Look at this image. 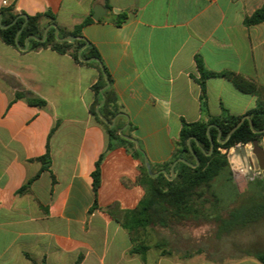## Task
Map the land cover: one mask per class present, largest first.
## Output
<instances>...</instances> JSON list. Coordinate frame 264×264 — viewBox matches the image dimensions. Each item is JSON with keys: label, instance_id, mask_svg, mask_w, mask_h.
<instances>
[{"label": "crops", "instance_id": "0c3cea01", "mask_svg": "<svg viewBox=\"0 0 264 264\" xmlns=\"http://www.w3.org/2000/svg\"><path fill=\"white\" fill-rule=\"evenodd\" d=\"M262 4L109 0L107 8L103 0H0V9L31 16L49 11L58 29L72 31L93 8H104L81 33L97 50L132 126L130 137L152 170L171 158L182 120L243 117L264 105V23H243ZM122 14L125 20L115 25ZM48 22L42 18L40 25ZM196 58L208 71L252 82L256 93L238 91L227 78H208L207 111H201ZM97 78L95 67L77 64L68 54L15 49L0 39V264H261L254 254L264 252V246L245 256L201 259L190 252L174 254L170 239L163 237L155 243L157 252L129 254L133 242L122 223L124 212L135 209L145 194L141 163L131 149L106 151L107 135L90 114ZM20 91L45 106L15 98ZM47 145L51 164L41 172L37 158ZM101 154L100 186L91 210V173Z\"/></svg>", "mask_w": 264, "mask_h": 264}, {"label": "trees", "instance_id": "16d2710c", "mask_svg": "<svg viewBox=\"0 0 264 264\" xmlns=\"http://www.w3.org/2000/svg\"><path fill=\"white\" fill-rule=\"evenodd\" d=\"M103 1L104 5L108 8L109 0ZM42 18H48V23L55 24V18L49 11L31 16L24 12L20 14L14 13L12 7L0 9V39L6 45L15 49L18 46L23 48L26 38L30 36H35L38 39L42 38L44 28L46 27V25H40ZM125 18L126 15L122 14L115 18L113 22L119 26ZM91 22L92 19L88 16L72 31L58 29L59 37L68 35L80 37L72 42L58 41L54 35V28L50 27L44 41L28 38L26 45L27 50L49 48L58 54H68L75 63L93 66L98 71V78L91 85V90L95 96V103L90 108V114L93 116L95 122L104 129L107 135L106 151H110L116 147L131 149L133 157L139 159L141 163L139 167V183L145 189V194L135 209L124 212V222L122 223V227L130 235L133 242L132 247L128 251L129 254L143 256L150 249L149 245L137 243L134 235H137L139 230H152L157 227L168 229L174 223H181L191 218L196 220L208 219L212 216L213 221L217 225V232L228 234L234 229L246 227L261 219L264 216V187L261 186L259 188V183L261 182L256 183L251 192L252 196L248 200L243 201L238 208H230V205L221 204L223 193L226 190L225 187L228 189H236V187L232 183V172L227 156L221 153L220 149L229 150L238 144L255 145L259 138H264V132H254V130L261 131L264 129V105L247 112L252 127L248 120H244L224 144L217 142L218 133H221L220 140H224L230 130L241 120L242 116L225 114L219 117H209L207 121L189 123L182 120L178 140L174 142L171 158L156 169L151 170L152 172L165 170L167 175L165 176L159 173L156 176H151L144 165L142 153L135 148L133 142L122 138L118 133V130L126 124V119L111 87L103 91L105 101L99 107V111L109 122L118 115L115 125L110 127L96 113V106L102 100L100 89L105 85L104 75L98 63L94 61L83 62L80 60V57L83 59L94 57L101 63L97 50L83 38L81 33L82 28ZM243 23L245 26L264 23V4L250 16L246 17ZM6 25L10 26L3 27ZM18 31L19 35L16 42L15 37ZM82 47L84 48L81 50L80 55H78ZM101 65L103 66L102 63ZM196 66L199 73V78L196 79V82L200 88L199 100L201 111L203 112L207 111L205 83L208 78H227L242 93L254 94L257 91L255 84L239 75L231 72L215 73L208 71L199 58H196ZM103 69L109 82H111L110 76L104 66ZM15 98H23L29 106L34 107H43L46 104L44 100L23 91L16 92ZM209 125L212 126L209 128L207 134V127ZM131 130L132 126L128 123L123 130V134L130 136ZM190 138L194 140H189ZM210 138L214 142L212 151ZM188 140L190 149L188 147ZM191 151L194 152L199 164L196 167H192L182 162H177L174 167V177L170 180L171 175L169 170L174 161L182 158L193 165L196 164V160ZM102 159L103 154L95 162L94 170L91 173L92 190L95 197L91 210L96 206V195L100 186V165ZM37 161L41 163V172L49 171L51 158L48 145L46 146L45 153L37 158ZM33 179L29 180L19 192L24 191ZM212 187L213 189H211ZM237 193H239L238 190ZM154 247L157 248L160 245L155 244ZM163 254H170V252H163ZM254 257L261 264H264V252H257L254 254Z\"/></svg>", "mask_w": 264, "mask_h": 264}, {"label": "rangeland", "instance_id": "374dc122", "mask_svg": "<svg viewBox=\"0 0 264 264\" xmlns=\"http://www.w3.org/2000/svg\"><path fill=\"white\" fill-rule=\"evenodd\" d=\"M220 152L226 154L228 161L230 160L232 183L239 192L225 187L221 204L234 207L252 196L251 190L257 182H261L259 188L264 187V138H259L255 145L238 144L229 150L220 149ZM216 233L217 225L213 219L191 218L181 223L171 224L168 229L157 227L152 230H139L134 236L138 244L149 245L154 252H157L154 248L156 241L163 237L170 239L171 244L168 248L177 255L190 252L199 254L197 256L201 259L204 255L214 259L245 256L247 251H257L259 247L264 246V240L260 239L264 235V219L260 223L222 234L221 237H217ZM171 234H174L173 239Z\"/></svg>", "mask_w": 264, "mask_h": 264}, {"label": "water", "instance_id": "95a60500", "mask_svg": "<svg viewBox=\"0 0 264 264\" xmlns=\"http://www.w3.org/2000/svg\"><path fill=\"white\" fill-rule=\"evenodd\" d=\"M101 10H104V8L101 7V6H96L95 8H93V14L91 15V18H92L93 20L96 21V20H98L100 17H102L103 13H101ZM8 26H10V25H6V26H3V27H8ZM50 27L54 28V30H55V31H54V35H55L56 39H57L58 41H60V42H62V41L72 42V41H74V40L80 38V37H76V36H72V35H68V36H65V37H59V36H58V27H57L55 24H49L47 27H45L41 39H38V38L35 37V36H30V37H28V38L35 39V40H39V41H44V39H45V37H46V34H47V31H48V29H49ZM18 35H19V31L17 32L16 37H15L16 42H17V37H18ZM28 38H26V42H27V39H28ZM26 48H27L26 43H25V46H24L23 48L20 47V46H18V49H20V50H25ZM83 48H84V47H82V48L79 50L78 55H80V52H81V50H82ZM80 60L83 61V62H91V61H94V62H96V63L99 64V67H100V69H101V71H102V73H103V75H104L105 85L100 89V93H101V98H102V100H101V102L96 106V113H97L98 117H99L104 123H106V124L109 125L110 127H113V126L115 125L116 118H117L118 115H116V116L112 119V121L109 122L104 116L101 115V113H100V111H99V107H100V106L104 103V101H105V96H104V94H103V91H105L106 89L109 88V80H108V78H107V76H106V74H105V72H104L103 66L101 65V63L99 62V60H98L97 58H94V57H93V58H88V59H83L82 57H80ZM126 119H127V122H126L125 126H123L122 128H120V129L118 130L119 135H120L122 138H124V139H126V140H128V141L133 142L134 145H135V147H136V149L142 153V155H143V162H144V165H145V167H146L148 173H149L151 176H156V175L159 174V173H162V174H164V175L166 176V175H167V172H166L165 170H159V171H157V172H152V171H151L150 164H149V162H148V160H147L145 154H144L143 151L140 149V147H139L137 141H136L135 139H133L132 137L123 134V130L126 128V126H127L128 123H129L127 116H126ZM244 120H248L249 123H250V126L252 127V124H251V122H250V120H249V116H248V115H244V116L241 118V120H240V121H239V122H238V123H237V124L231 129V130H230V132L227 134V136L225 137L224 140H220V135H221V133L219 132V133H218V137H217V142L220 143V144H224V143L227 141V139L230 137V135H231V134H232V133H233V132H234V131H235V130L241 125V124H242V122H243ZM211 126H212V125H209V126L207 127V134H208L209 128H210ZM254 132H264V129H262L261 131L254 130ZM191 139H193V138H190L189 140H191ZM189 140H188V147H189V149H190V143H189ZM193 140H194V139H193ZM210 147H211V151H212V150H213V147H214V142H213V140H212L211 138H210ZM191 153H192V155L194 156V158H195V160H196V164L193 165V164L189 163L188 161H186V160H184V159H182V158H179L178 160L174 161V162L171 164V166H170V170H169L170 175H171V176H170V180L173 179V177H174V167H175V165L177 164V162H182V163H184V164H186V165H189V166H192V167H196V166L199 164V161H198L197 157L195 156L194 152L191 151Z\"/></svg>", "mask_w": 264, "mask_h": 264}, {"label": "built area", "instance_id": "2783aa9c", "mask_svg": "<svg viewBox=\"0 0 264 264\" xmlns=\"http://www.w3.org/2000/svg\"><path fill=\"white\" fill-rule=\"evenodd\" d=\"M5 3V2H4Z\"/></svg>", "mask_w": 264, "mask_h": 264}]
</instances>
